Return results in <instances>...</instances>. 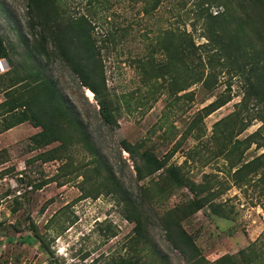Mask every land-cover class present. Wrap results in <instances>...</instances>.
<instances>
[{"label":"rangeland","instance_id":"1","mask_svg":"<svg viewBox=\"0 0 264 264\" xmlns=\"http://www.w3.org/2000/svg\"><path fill=\"white\" fill-rule=\"evenodd\" d=\"M52 1L64 19L84 14L94 22L115 122L103 124L92 93L60 59L34 58L27 49L39 45L34 39L41 32L29 0H0V35L9 55L0 59V104L7 79L19 83L13 99L31 94L25 85L38 65L40 77L55 83L106 162L98 165L70 128L64 146L37 148L32 137L42 128L22 109L0 108V264H213L222 257L264 264V132L257 103H242L245 78L235 74L232 58H214L204 70L210 81L184 91L178 64L162 71L167 60L156 42L167 30L191 33L199 48L207 43L203 21L188 14L197 0L174 17L170 0H160L156 9L151 0ZM209 12L226 14L222 24L243 25V54L250 63L262 54L255 69L264 67V24L244 25L255 21L254 12L244 6L227 11L223 4ZM226 99L204 117V107ZM232 115L243 124L231 132L223 119ZM8 121L16 124L4 130ZM121 141L142 143L141 150L166 166L139 178ZM171 167L182 182L171 176ZM135 219L144 223L146 242L138 239ZM176 235L194 246L186 258L169 240Z\"/></svg>","mask_w":264,"mask_h":264},{"label":"trees","instance_id":"2","mask_svg":"<svg viewBox=\"0 0 264 264\" xmlns=\"http://www.w3.org/2000/svg\"><path fill=\"white\" fill-rule=\"evenodd\" d=\"M170 1L174 7L172 6L168 10V14L174 17L176 11L187 7L189 0ZM159 2L160 0H151L154 9L158 7ZM197 2L194 6L196 10L188 12V14H195L196 21H203V38L206 39L207 43L200 45L199 48L198 46L196 47L191 33L183 31L176 36L175 33L173 34V31L167 30L163 40L156 42L157 49L166 56L165 60H167V63L162 66V71H175L173 68L178 64L183 72V78L180 83L183 86L180 87V90L184 91L193 84L199 82L206 84L210 81L211 75L203 79L204 70L207 64H210L214 58L218 60L232 58L231 63L235 74L245 78L246 81L242 103L244 104L246 101L252 100L257 103L259 106L257 109L258 118L262 122L259 131L264 132V67L258 70L255 69V65H257L262 54L257 57L255 63H250V58H247L243 54L245 50L243 25H239L235 21L229 24H222L221 21L226 18V14L219 16V13L212 15L209 12L212 5L218 6L219 4H223L227 11L229 7L232 9L244 6V10L251 9L256 16L255 21L247 19L244 25L249 26L251 22H259L262 25L264 24V0H197ZM29 5L35 14L33 20L38 22L41 32L38 38L34 39V42L37 41L40 46L30 43L33 46L27 48L29 47V43L23 41L27 46L26 48L33 52L34 58H48L53 55L60 59L78 79L80 85L92 93L103 124L107 126L112 125L115 122V116L112 112L111 100L107 95V88H105L106 79L101 64V48L96 44L97 40L93 34L94 22L84 14L69 15L64 19L62 17L63 14L61 15L59 8L52 0H29ZM148 13L146 10L143 11L144 16H147ZM246 16L248 17L249 15ZM215 23H217V26H215ZM232 23L234 26H230ZM47 30L48 34L45 33ZM121 33L122 36L128 35L126 30L124 31L125 34L123 31ZM47 43H50L52 46V53H48L46 49ZM196 55H198L199 61L195 64ZM8 57V52L0 35V59L4 58L8 60ZM240 57H244V59L246 57V59L242 61ZM147 59L145 64H149L151 70V60L149 57ZM247 62L248 66H250L249 69H247ZM245 70L247 73H245ZM41 71L42 69L38 65L34 67V79L31 83L25 85L26 89L31 92L26 98L21 96L13 99L14 92L18 90L16 85L19 83H13L12 79H7L9 85L5 88L6 99L0 104V108L7 107L8 110L4 111V113H12L18 109H22L21 113L24 118L29 119L37 127L42 128L40 133L32 137L37 148H44L52 143L64 146L67 141L64 136L69 133L67 129L70 128L78 132V143L82 144L86 150L97 158L98 165L105 167L106 162L103 160L100 151L95 147L91 135L83 127L82 121L77 118L72 107L59 92L55 83L49 78L40 77ZM229 100L209 103L203 108L204 117L211 115ZM223 120H225L223 123H230L228 127L231 132L234 131V126H241L243 124L242 121H238L241 119H237L234 115L228 116ZM5 123L7 124L4 130H9L12 128V124H16L13 121ZM120 145L132 160L135 173L139 178L155 174L166 166V162L159 159L151 151L141 150L143 147L142 143L131 144L121 141ZM52 158L50 157V159ZM174 169V167L169 168L171 176L178 180V182H182V179L177 176L178 173ZM106 170L108 169L106 168ZM109 175L114 178L111 174ZM118 187H122L120 181L118 182ZM194 205L195 209L198 210V203ZM134 222L138 239L146 242L149 237L145 232L144 223L140 219H135ZM169 240L174 242H172L174 248L185 258L188 252L190 254L193 253V244H189V242L182 240L179 236L176 235L174 239L170 238ZM194 258H192V261H194ZM243 260L246 262L245 264L253 263V260L249 257ZM236 261L233 257H222L213 264H236Z\"/></svg>","mask_w":264,"mask_h":264},{"label":"clouds","instance_id":"3","mask_svg":"<svg viewBox=\"0 0 264 264\" xmlns=\"http://www.w3.org/2000/svg\"><path fill=\"white\" fill-rule=\"evenodd\" d=\"M91 93V92H90Z\"/></svg>","mask_w":264,"mask_h":264}]
</instances>
